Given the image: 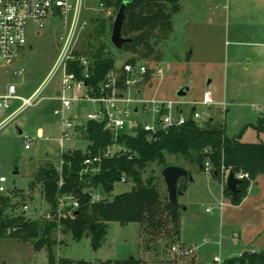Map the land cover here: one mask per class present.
Masks as SVG:
<instances>
[{"label":"rangeland","instance_id":"rangeland-1","mask_svg":"<svg viewBox=\"0 0 264 264\" xmlns=\"http://www.w3.org/2000/svg\"><path fill=\"white\" fill-rule=\"evenodd\" d=\"M100 1L84 0L82 15L87 25L79 34L78 49L84 36L92 32L90 20H107L112 15L111 9L100 7ZM180 5V11L172 18V33L157 47L158 56L142 60L152 72L157 67L164 72L141 85L142 98L181 100L187 103L186 115L195 107L205 122L212 119L213 125L223 126L228 137L240 134L243 142H264V129L257 130L261 123L264 127V0H180ZM63 32L60 21H48L41 30L33 24L27 26V45L12 66L13 70L22 69L23 74L10 78L19 96L28 98L43 86L58 53L57 37ZM108 48L116 67L130 58L129 53L115 49L110 42ZM189 53L192 58L186 60ZM58 86V77L48 81L42 87L38 105L27 108L13 122L0 127V177L6 178L7 189L0 193L3 217L24 212L31 220H38L49 210L40 185H30L40 168L57 167L60 162L55 140L60 136L61 115L55 111L61 106L53 98ZM181 88H187L186 95L178 98L176 94ZM205 90L211 91L213 105L194 106L201 101ZM18 104L13 102L12 108ZM82 105L83 109L72 108L65 117L78 115L84 119L96 108L92 104ZM3 117L0 116V122ZM24 138L31 140L29 150L24 149ZM78 138L79 142L68 141L64 147L87 144L82 136ZM166 160L187 167L195 178L194 185L189 179H182L184 193L177 198L181 230L176 245L197 246L193 263L177 258L164 242L161 245L158 242L156 250L153 245L146 249L137 224L121 226L114 222L109 223L107 234L97 248L90 238L73 241L58 226L48 251L43 248L36 252L31 243L16 237H0V264H49V253L54 264L60 260L114 264L130 257L141 259V264H203L198 254L204 264L212 262L214 257L228 264L245 251L264 249V175L248 187L246 197L235 206L224 192L228 172L214 177L211 170L207 174L182 158L167 156ZM152 168L155 174L160 170L157 166ZM148 173L149 170L146 176ZM130 189V184L117 183L113 194ZM222 201L224 206L220 211L217 208ZM208 207L212 211L207 213Z\"/></svg>","mask_w":264,"mask_h":264},{"label":"trees","instance_id":"trees-1","mask_svg":"<svg viewBox=\"0 0 264 264\" xmlns=\"http://www.w3.org/2000/svg\"><path fill=\"white\" fill-rule=\"evenodd\" d=\"M123 3L125 11L121 35L129 42L122 46V50L130 54L125 62L131 65L158 56L157 47L172 33V18L181 9L180 0H101L99 4L103 8L111 9L112 15L107 20H90L93 25L92 32L84 36L80 48L74 52L75 57L82 56L89 61L85 84L90 95H98L99 85L106 74L115 68L108 48L109 36L113 16ZM68 71L77 78L83 74V69L77 62H71ZM152 74L148 68L145 82H149ZM119 87L123 89L122 80L119 81ZM80 129L87 146L84 151L73 150L62 154V186L58 187V169L46 165L35 174L30 187L39 184L44 203L52 209L55 207L58 192L72 195L79 202V207L72 219L60 221V230L63 234H69L73 241L90 238L96 248L104 240L109 223L114 222L121 226L137 224L141 243H146V249L153 245L156 250L163 242L170 247L178 244L181 230L180 206L174 209L169 203L161 176L165 167L178 165L169 163L167 156L182 158L203 171L208 163L214 177L217 176L214 173L224 174L228 171L247 175L238 186L239 192L235 197L227 188L224 189L233 205H239L246 197L248 187L264 175L263 142L245 143L241 141L240 134L228 137L223 126L213 125L211 119L198 123L190 118L180 127L161 132L155 141L149 140L145 133L134 136L121 134L118 142L127 151L102 160L98 172L81 175L83 160L106 150L112 144V134L104 129L102 123L93 121L83 123ZM263 129L261 123L257 130ZM153 166L160 168L157 174ZM147 170L149 175L146 176ZM122 177H125L131 189L113 194L114 185L120 183ZM178 184V190L184 193L182 179ZM91 190L107 198L100 202H91ZM2 203L5 206L6 200L3 199ZM3 208H0V237L19 238L31 243L36 252L43 248L50 250L54 243L53 233L58 226L55 221L45 218L31 220L24 212L13 217H3ZM48 256V263L54 264L53 256L50 253ZM141 263V259L134 257L114 262ZM227 263L264 264V249L245 251ZM58 264L90 263L60 260Z\"/></svg>","mask_w":264,"mask_h":264},{"label":"built area","instance_id":"built-area-1","mask_svg":"<svg viewBox=\"0 0 264 264\" xmlns=\"http://www.w3.org/2000/svg\"><path fill=\"white\" fill-rule=\"evenodd\" d=\"M102 7L101 4H99ZM84 0H0V116H4L0 127L13 122L27 108L40 103L39 98L42 87L55 77H58L59 88L55 97L60 103V109L55 111L61 115L58 124L60 136L56 139L59 147L60 162L57 167L59 172L58 187L63 184L61 177V156L68 151L78 150L74 147L65 148L68 141L78 142L82 136L80 127L87 121L102 123L104 129L112 134V144L102 153L91 155L83 160L81 175L96 173L104 159L113 158L126 152L125 146L118 142L121 134L136 135L145 133L149 140H157L161 132L177 128L185 124L190 118L198 123L204 122L201 113L195 107L186 115L182 107L187 103L181 100H166L158 98H142L137 95V89L145 83L148 67L137 62L135 65L124 62L120 67L109 71L99 85L98 95L88 93L85 80L88 78L89 61L82 56L75 57L80 32L87 25L83 18ZM103 8V7H102ZM60 21L64 32L57 37L58 53L54 63L43 83L28 98L18 95L17 86L9 77L23 74V70H13L12 66L18 60L20 52L27 45V26L33 24L38 30L44 29L47 23ZM77 62L83 69L82 77L77 78L70 73L69 64ZM164 74L160 67L155 68L152 76L161 77ZM122 75L124 77L122 78ZM122 80L123 89L119 87ZM13 102H18L16 108H12ZM213 97L210 90H205L200 102L202 106L213 105ZM81 104L96 105L86 117H65V113L74 108L81 110ZM29 138H24V149H30ZM86 149V146H85ZM84 149V150H85ZM209 164H205V171L209 174ZM239 180L247 178L244 174H235ZM6 178L0 177V193L7 192L4 187ZM120 183H126L122 177ZM107 196L91 190V202H100ZM223 202L218 203V208ZM79 207V202L70 194L58 192L55 199V207L47 210L44 218L55 221L60 227L61 220L72 219ZM27 210V207H23ZM23 210V211H24ZM207 213L212 208H206ZM170 252L177 258H186L193 263L197 255V246L173 245ZM241 254L238 255V257ZM187 264V263H186ZM207 264H223L220 257H214Z\"/></svg>","mask_w":264,"mask_h":264},{"label":"water","instance_id":"water-1","mask_svg":"<svg viewBox=\"0 0 264 264\" xmlns=\"http://www.w3.org/2000/svg\"><path fill=\"white\" fill-rule=\"evenodd\" d=\"M124 11H125V3L121 5V7L119 8L118 12L115 15L109 36L110 44L117 50H121L122 46L125 43L129 42L128 39L123 38L121 35V28L124 21ZM186 90L187 88H181L177 92L176 96L178 98L185 97ZM19 134H21L20 131ZM214 175H217V173H214ZM161 176L166 187L168 201L172 205V207L176 209L178 207L177 198L178 196H181L183 194L181 191L178 190L179 180L189 179L190 181H192V178L188 173V171L180 166L165 167L161 171ZM241 182L242 180H239L232 171H228V173L225 176L226 188L232 194L233 197H235L238 194L239 192L238 186L241 184Z\"/></svg>","mask_w":264,"mask_h":264},{"label":"crops","instance_id":"crops-1","mask_svg":"<svg viewBox=\"0 0 264 264\" xmlns=\"http://www.w3.org/2000/svg\"><path fill=\"white\" fill-rule=\"evenodd\" d=\"M174 32V31H173ZM192 58V55H191V53H189L188 55H186L185 56V59L187 60H190ZM9 78H11V77H9ZM58 88H59V86H58ZM58 88L55 90V92H54V99H56L55 97L57 96V94H58ZM142 87L140 86L139 87V89H137V95L139 96V97H142V96H144V94H143V89H141ZM212 97H213V95H212ZM48 100V99H47ZM187 105V104H186ZM81 109H83V105L81 104ZM182 110H183V112L185 113V107L183 106L182 107ZM186 114V113H185ZM212 120V119H211ZM242 141V140H241ZM79 142V141H78ZM243 142V141H242ZM245 143H248V142H245ZM264 143V142H263ZM85 146H87V144L85 145ZM85 146L84 145H82V146H79V147H74V148H76V149H78V150H81V151H84V149H85ZM46 156H48V154L46 153L45 154ZM178 166H180V165H178ZM58 167V166H57ZM56 166H55V168H57ZM181 167H183V168H185L187 171H188V173H189V170H188V168L187 167H184V166H181ZM190 174V173H189ZM190 176H191V178H193L192 179V184L194 185L195 184V178L193 177V175H192V173L190 174ZM221 191H222V189H221ZM222 196H223V192H222ZM223 202V201H222ZM231 203V202H230ZM232 204V203H231ZM233 205V204H232ZM224 206V205H223ZM235 206H237V205H235ZM209 208V207H208ZM218 210H222V208H217ZM206 210V209H205ZM207 241H205V242H203V243H206ZM192 246V245H191ZM250 251H252V250H250ZM198 258L200 259V262L201 263H203L204 264V261H202V259H201V257H200V255L198 254Z\"/></svg>","mask_w":264,"mask_h":264}]
</instances>
